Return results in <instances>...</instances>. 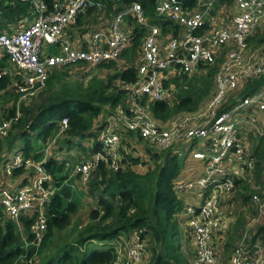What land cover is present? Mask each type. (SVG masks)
<instances>
[{
    "label": "built area",
    "instance_id": "1",
    "mask_svg": "<svg viewBox=\"0 0 264 264\" xmlns=\"http://www.w3.org/2000/svg\"><path fill=\"white\" fill-rule=\"evenodd\" d=\"M20 1L29 4L30 18L18 20L8 32L0 31V54L6 63H0V78L6 76L8 80L7 88L0 94H17L18 103L42 90L54 69L118 61L132 44L134 28L143 30L137 79L132 84H120L129 89L128 99L124 106L118 105L108 113L97 137L101 149L83 155L74 165V174L85 184L100 162H107L113 171L123 167V131L142 139L151 149L168 150L178 158L185 155L188 146L202 145V151L190 149L187 153L203 162L202 171L174 188L184 197L197 198L196 206L186 205L183 209L188 216V264H216L224 236V207L234 201L237 180L246 178L254 167L256 158L248 148V139L264 138V85L232 97L227 103L231 93L264 75V49L255 56L246 52L247 40L264 20V0H234L228 22L210 18L211 1L198 0L194 7L186 5V0H156L153 20L139 2H133L114 11L108 22L85 35L81 42L72 38L68 30L89 9L101 11L102 0ZM2 13L0 0V17ZM166 24H171L170 30H164ZM220 57L223 58L218 65L216 60ZM215 65V89L204 113L170 120L171 116L160 122L150 114L148 103L152 100L174 103L171 92L177 76L196 83ZM18 103L12 116L0 119V138L6 137L19 119ZM67 128L68 118L62 117L57 135L64 134ZM18 167L30 174L17 187L0 182V209L17 224L21 223V216L31 219V241L26 235L24 245L38 248L47 230V207L57 186L42 160L16 152L5 162L4 171L10 174ZM252 201L259 209L264 208V196L253 195ZM140 231L114 239L115 257L111 264H137L143 253V260L149 257ZM229 262L264 264V254L259 248L252 251L239 242Z\"/></svg>",
    "mask_w": 264,
    "mask_h": 264
},
{
    "label": "trees",
    "instance_id": "2",
    "mask_svg": "<svg viewBox=\"0 0 264 264\" xmlns=\"http://www.w3.org/2000/svg\"><path fill=\"white\" fill-rule=\"evenodd\" d=\"M44 1L50 3L51 0ZM103 1L106 2L107 10H110L107 15L113 10L118 11L124 5L139 2L145 14L152 20L154 19L155 0ZM196 2L197 0H186V5L195 6ZM113 4H116V7L111 9ZM14 6L23 10L28 7V3H16ZM81 17H78L79 24ZM132 34V44L122 54L123 58L126 57L127 59H125L130 61L129 66L123 68L115 66L117 68L113 70L112 62L99 65L112 70V73L107 75L106 82L101 78H93L86 87H76L71 91H66V95H62L61 92L60 95L53 92L47 93L52 81L63 74L60 68L54 69L47 80L46 87L42 92H39V101L30 105H22L19 119L13 123L8 135L0 139V149L5 146L6 150H10L18 141H21L18 145L20 150L17 152L24 157L39 161L42 159L44 145L43 143L39 144V140L46 142L53 138L58 130L59 120L62 117H67L68 128L61 140L63 147L66 146L68 149L75 146L81 147L83 155H86L87 152L94 153L100 150L101 145L97 137L104 123L98 122L97 118L107 105L114 108L128 98L130 91L127 88H122L121 83L132 84L137 79V69L131 60L133 51L138 45L140 37L143 36V30L135 27ZM1 64L6 65L5 62ZM213 72L214 70L207 73V76ZM7 83V77H1L0 90L7 88ZM263 83L264 76H261L256 84ZM10 94L13 93L4 92L0 95L7 98L6 95ZM142 103H145V98ZM195 105L191 97H182L173 104L159 100H152L148 103L150 112L154 118L160 121H166L182 110H192L196 108ZM5 111L7 112L3 116L7 118L14 114L15 109H5ZM1 140H5V142L1 144ZM82 141L92 142L91 147L87 148L81 143ZM6 153L1 161L2 165L0 164L2 174L5 173V162L11 157L7 151ZM150 153L153 164L149 165L142 173L136 172L132 166L144 162H141L139 157H134L131 151L122 149L123 167L116 171H108L104 162L98 164L95 177L90 180L88 188L92 194L96 190L98 191L96 203L100 209L91 211V224L77 237V247L72 248L69 245H64L56 252H52L50 258L48 257L41 264H108L115 257L112 244L114 239L121 235L129 237L133 232L140 230L141 237L148 239L146 247L151 258L147 264H188L183 251V237H181L175 218L182 209V203L174 193L172 182L181 168V162L176 154L168 150ZM255 154L257 161L255 159L254 165L258 169L260 165L264 164V138L259 140ZM62 162L50 157L46 162H43V166L58 179L57 175L62 169ZM21 169L20 167L15 168L13 175H16ZM29 174L30 172L26 173L25 178ZM61 192V190L56 192L48 204L47 230L40 246L41 249L48 246V239L56 229H61L70 222V213L75 206L67 203L68 200L61 196ZM252 193L253 191L247 183L240 185L238 196L242 202L246 203ZM20 222L27 233L28 240L31 241V236L28 235L31 219L21 216ZM242 224V221L238 220L234 229L237 230V226ZM15 225L16 223L9 219L4 224H0V262H4L3 264L6 262L10 264L12 257L20 252L29 255L34 250L33 246L26 250L20 248L21 242L15 232ZM259 233H264V225L257 228L253 241ZM91 243L94 245L89 248ZM74 250L77 256H73L72 259L71 254Z\"/></svg>",
    "mask_w": 264,
    "mask_h": 264
},
{
    "label": "rangeland",
    "instance_id": "3",
    "mask_svg": "<svg viewBox=\"0 0 264 264\" xmlns=\"http://www.w3.org/2000/svg\"><path fill=\"white\" fill-rule=\"evenodd\" d=\"M8 1L10 4L11 3L13 4L12 5L13 7L16 3L17 4L18 3H27V2H22L20 0H8ZM213 2L215 4L218 1L213 0ZM104 3L106 6L105 1H104ZM221 4L223 6V11L225 13L223 20L226 19L225 21L228 22L227 18L229 17V15L233 9L234 0H222ZM28 6H29V4H28ZM105 6L101 11H99L97 13L96 17H99L100 15H102V17H104L107 15V12H109L110 10H107V7H105ZM115 7H116V4H113L111 9H114ZM214 7H216V5H214ZM103 10H106V12H104ZM91 20H92V16H90L87 19V21H91ZM78 29L81 31L85 30L84 27H79ZM78 29H76L77 33H78ZM140 42H141V37L139 39L138 45L135 47V49L133 51L132 56L136 57L138 55ZM263 49H264V20H262L260 26L254 31L252 36L247 40L246 52H247V55L255 56V55H259ZM222 58L223 57H220L216 60V63L218 65L222 61ZM131 61H132V64L136 67V65H137L136 60H131ZM112 63H113V70L116 69L117 67H123L122 65L125 64V62H123L122 60H118V61H115ZM104 64H106V63H104ZM104 64H101V65H104ZM120 64H122V65H120ZM129 65L130 64L128 63V66ZM218 65L211 67L208 70V73L212 72L214 70L213 74H210V76L208 75L207 77L205 76L204 78H202L200 84L197 86H193V87L187 86L186 89H184L182 84L174 83L175 88H174V91L171 92V97L173 99V102L179 101L180 98H182V97H191V99L196 104L195 105L196 108H194L192 110H182L178 113H175L170 118V120L171 119H179V118L183 117L185 114H193V113H199V112L204 113V111L206 110L208 101L211 98L212 94L214 93V86H215L214 75L217 71ZM115 66H117V67H115ZM100 67L101 66H99V65L91 66V65L82 64V63L77 64V65H73V66L62 67L60 69H61V72H63V74H61L58 79L52 81L51 86L48 87L47 93L53 92L56 95H60V92H61L62 95H66L67 94L66 91H71L72 89H74L76 87H86L88 85L89 81L93 78H97V79L101 78V80L106 82L108 79L107 75L111 72L105 71L103 69V68L107 69V67H105V66H103L102 68H100ZM50 75H49V77H50ZM49 77H48V79H49ZM258 79L249 81L248 83L243 85V88L239 87L236 91L231 93L229 95L230 100L227 103H229L232 100L231 99L232 97L239 96V95H241V93H244L246 90L251 89L254 86H256L257 85L256 82ZM181 80L182 81L184 80L183 77L181 78ZM45 87H46V85H45ZM42 90H40V91L42 92ZM39 92L36 95H34L33 97H31L30 99H28L26 101H20L19 103H18V95L17 94L13 93L10 95H6L7 98L2 97L0 95V119L4 118L3 114L7 112V111H5V109L6 110L7 109L14 110L17 103H18L19 110H20L22 105H30L34 102H38L39 101ZM117 106L118 105H116V107ZM116 107L110 108L109 105H107V107H104V110H102L101 114L97 118V121L104 123L107 116H108L107 110H109L111 112ZM130 137H134V136L132 134H130L129 132H125V131L122 132L121 148L125 145V149L127 151L133 152L134 157H139L141 162H144V163H140V164H137L135 166H132L136 172L142 173V172L146 171V169L149 167V165L153 164L151 159H150V154H151L150 152L156 151V150L153 148L151 149L147 145L146 142L142 141V139H140V138L136 139L135 137L133 139H131ZM63 138H64V134H58L57 135V131H56L53 138L47 140L46 142L45 141L42 142L41 140H39V144H42V143L44 144L43 148H42L43 155H42V159H41L43 162H46L48 160V158L50 159V157L54 158L57 161H63L61 163L62 169L57 175L58 179H56L54 176L53 177H54L55 183L57 185L56 192L61 190L62 191L61 196H64L65 199L68 200L67 203H71L72 205L75 206L74 210L70 213V222L67 223L63 228L56 229L54 231V234L48 239V246L45 249H41V247H40L41 245H40L38 248L34 247L33 252L30 253L29 255H27V253H25V252H20L19 254L12 257L10 264H39L40 261H41L40 262V264H41L44 262V260H46L51 255L52 252H56L57 250H59L64 245H69L72 248L75 246L77 247V242H76L77 237L91 224V221H90L91 220V218H90L91 217V211L94 209H100V207L96 203V196L98 195V191L96 190L92 194L88 188V184L90 183V180L94 179V177H95V172L97 170V167L91 171V174L89 176L88 181L83 186H80L79 180H78L79 176L74 174V165L78 164L80 162V160L82 159L81 157L83 156V154H79V153H81L80 152L81 147L75 146V147H71L68 149L65 146V148H64L62 141H61ZM252 139L257 141L259 138L253 137ZM4 142H5V140H1V144H3ZM20 143H21V141H18L9 150V156H12L13 153L19 148L18 145ZM86 145H88V144H86ZM91 145H92V143L89 144V147ZM5 149H6L5 146L1 147V149H0V163L5 157L3 154ZM67 151H69V154L65 155ZM71 151H73V153H74L73 156L70 155ZM118 156H119V153H118ZM120 157L122 158L121 153H120ZM256 161H257V159H256ZM65 162L68 163V166L64 167ZM104 164L106 165V168L108 169V171H110L111 169L109 168V164L107 162H104ZM111 171H113V170H111ZM24 173H25V169H23V168L21 169V171H19L14 176H12L10 174L3 175L2 173H0V182H2L4 184L6 181L12 182L14 180L13 179L14 177H16V176L18 177L19 175L21 177V175H24ZM71 175L72 176L74 175V177H76L75 181H72L73 178L71 177ZM246 178H248L253 184L256 183V184L260 185V187L259 186L255 187V193H252L251 200H252L253 195L262 196L264 193L263 192V190H264V188H263L264 164L260 165V167L258 169L254 165V167L248 172V175L246 176ZM68 180H69V182H68ZM57 183H59V184H57ZM238 191H239V189H238V185H237V194H236L234 201H233L234 206L230 207V211H232V216H233V220L231 221V226H230L231 231H229L233 235V237L231 238V241H230L231 242V248L233 246L235 247L239 241L245 243L246 245H249L250 243L257 242L258 248L261 249V251L264 254V233L259 234L255 238V240L252 242V237H253L256 229L258 227H260L259 225H264V224H260V223H264V214H263L264 210L263 209L260 210L258 207H256L255 203H253L249 200L246 203L240 202V198L238 196ZM257 208L259 209V211L261 213H259V215L256 217V214L254 211H258ZM0 212H1L0 224H4V222L7 220V218L4 216L1 209H0ZM245 214L248 216L249 222L246 223L245 231H244V233H242L243 235L240 238L241 231L243 228L241 226H237V228H238L237 230L239 231V234L237 235V233L234 232L235 229H233V227L238 220L240 222L243 220V215L245 216ZM255 218H257V219L255 220ZM15 227H16L15 232L18 235L19 240L21 242L20 248L22 250L30 249L29 247L31 245L30 246L24 245V239L26 238L27 233H26L25 229L23 228L22 224L16 223ZM136 232H138V231H136ZM146 241H148V239L146 240V238H145V241L143 242L145 245H146ZM93 245L94 244L91 243L89 248H91ZM188 245H189V241L185 239L183 241V248L188 250L189 249ZM81 247H84V246H81ZM231 248L229 247L228 249H226L225 245L223 246L221 252H219V255L217 256V263L218 264H228L229 263V258L232 254V251H230ZM144 255L145 254L143 253L141 259L138 262H136L137 264H147L149 262V260L151 258L150 257L151 254H150L149 250H148V254L146 255L149 257H147V259H145V260H143ZM73 256H75V257L77 256L75 250L72 252L71 258ZM3 263L0 262V264H3ZM5 264H9V262H6ZM108 264H111V261Z\"/></svg>",
    "mask_w": 264,
    "mask_h": 264
},
{
    "label": "crops",
    "instance_id": "4",
    "mask_svg": "<svg viewBox=\"0 0 264 264\" xmlns=\"http://www.w3.org/2000/svg\"><path fill=\"white\" fill-rule=\"evenodd\" d=\"M103 1V0H102ZM198 1V0H197ZM201 1H203V2H205V1H211V2H213V0H201ZM216 1H218V2H216L215 4H214V2H213V4L214 5H216V7H214V5H212V9H211V11H210V18H214L215 20H218V21H221V19L222 18H224V15H225V13H224V11H223V6H222V4H221V1L222 0H216ZM104 2V1H103ZM1 9L3 10V13H2V15H1V17H0V31H10V29H11V27L14 25V24H17V22H18V20H22V19H27V18H30V16H31V14H30V7L28 6L26 9H23V10H19V9H17L15 6L13 7L12 5V3L10 4L9 3V1L8 0H1ZM196 4H197V2H196ZM104 6H105V3H103V8H104ZM106 7V6H105ZM194 7H196V5L194 6ZM104 12H106V10H103ZM115 10H113L112 12H110L108 15H106V16H104V17H102V15H100L99 17H96V15H97V13L99 12L98 10H94V9H89L86 13H84V14H82V15H80V16H82L81 17V23L79 24L78 23V21H77V24L74 26V28L73 29H69L68 30V32L70 33V35H71V37L72 38H74L75 40H78L79 42H81V39H83V37L85 36V35H89L93 30H95V29H97L100 25H102L104 22H108L110 19H111V17H112V15H113V12H114ZM89 12V13H88ZM90 16H92V20L91 21H87V19L90 17ZM212 16V17H211ZM209 18V19H210ZM97 20V21H96ZM170 26H171V24H166V25H164V30L166 31V30H170ZM79 27H84L85 28V30L84 31H81V30H79L78 28ZM76 29H78V33H77V30ZM129 48V47H128ZM127 50V49H126ZM138 56V55H137ZM135 57V56H133V59L132 60H136V63H138V57ZM119 60H122L123 62H125V64L124 65H122V64H120V65H122L123 67H125V66H127L128 65V63L130 62V61H128V60H126L125 58H123L122 57V55H121V57H120V59ZM3 62V58H2V56H1V54H0V63H2ZM123 67H118V68H123ZM100 68H102V67H100ZM57 69H59V68H57ZM105 71H110L111 73H112V70H110V69H106V68H103ZM207 74V73H206ZM202 75V76H200L199 77V79H196L197 81H196V83H192L191 82V80L190 81H188V82H186V77H184L183 75H180V76H177L178 78H176V79H174L173 80V82L174 83H180V84H182L183 85V88L184 89H186V87L187 86H197V85H199V82H200V80L202 79V77H207V75ZM198 76V75H197ZM264 76V75H263ZM183 77V81L181 80V78ZM264 85V83L263 84H260V85H256V86H254L253 88H255V87H257V86H263ZM184 86H186V87H184ZM253 88H251V89H248V90H246L245 92H249V91H251V90H253ZM214 89H215V86H214ZM128 99V98H127ZM126 100V99H125ZM125 100L123 101V103L122 104H119V105H122V106H124L125 105ZM144 104V103H143ZM16 107V106H15ZM148 111L150 112V110H149V108H148ZM107 112L109 113L110 111L109 110H107ZM107 113V114H108ZM150 114H151V112H150ZM156 119V118H155ZM158 122H160V120H158V119H156ZM131 139H133L134 137H130ZM0 139H2V138H0ZM251 139V140H250ZM261 138H259L257 141H255L254 139H252V138H249L248 139V148H249V150L254 154V155H256L255 154V152H256V150H257V147H258V144H259V140H260ZM83 145H85L87 148H90L89 147V144L90 143H92V142H88V141H82L81 142ZM86 144H88V145H86ZM19 147V146H18ZM190 149H192V151L193 152H196V151H202L203 149H204V147L202 146V145H193V146H188V148H187V151L185 152V155H183V157L182 158H178L179 160H180V162H181V168H180V170H179V172H178V174H177V176L173 179V189H174V193H175V195H176V197L178 198V196H179V200L181 201V203H182V209L176 214V216H175V218H176V222H177V225H178V228H179V231H180V233H181V237H183V239H182V243H183V241L186 239V230H187V225H186V221H187V215L184 213V207L186 206V205H188V206H196V204H197V198L196 197H194V195H192V196H186V197H184L183 195H180L179 193H177L176 191V189L174 188L177 184H180V183H182V182H184V181H187V180H189V179H193V178H196V177H198V175L200 174V172L202 171V169H203V167H204V164H203V162L201 161V160H199V159H196V158H193L192 157V155L191 154H187L188 153V151H190ZM20 149L18 148L13 154H15L17 151H19ZM122 150H124V151H127L126 149H125V146L122 148ZM6 151L8 152V154H9V150H4V152H3V154L5 155V154H7L6 153ZM80 152H81V148H80ZM133 153V152H132ZM69 154V151H67L66 152V154L65 155H68ZM73 151H71L70 152V155L71 156H73ZM79 154H83V152H81V153H79ZM1 164V163H0ZM2 165V164H1ZM0 173H2L1 171H0ZM26 173H27V171H25V173H24V175H21V177H20V175L17 177H14L13 179V181L12 182H9V181H6L5 182V185H7V186H9V187H17L18 185H20L22 182H24L25 181V177H26ZM6 173H4L3 175H5ZM10 175H12V176H14L13 175V172L10 174ZM71 177L73 178L72 179V181H75L76 180V177H74V175L72 176L71 175ZM78 180H79V178H78ZM4 181V180H3ZM68 182H69V180H68ZM242 183H247L248 185H249V188L253 191V193H255V187H257V186H259L260 187V185L259 184H256V183H252L248 178H240V179H238L237 180V184H238V189L240 188L239 186L242 184ZM4 184V183H3ZM79 185L80 186H83L84 184H82L81 182H80V180H79ZM57 186V185H56ZM263 188H264V181H263ZM263 192H264V190H263ZM237 193V192H236ZM257 193V192H256ZM262 196H264V193H263V195ZM249 201H251V202H253L252 200H251V197H250V199H249ZM240 202H242L241 201V199H240ZM243 203H245V202H243ZM254 203V202H253ZM231 206H234V204H233V202H232V204H230L229 206H227V207H224V209H225V212H226V215H225V219H224V222H223V227H224V236H223V242L221 243V245H220V247H219V249H218V255H219V252H221V250H222V248H223V246L225 245V247H226V249H228L229 247L231 248V238L233 237V235L231 234V232H229V231H231V228H230V226H231V221L233 220V216H232V211H230V207ZM256 207H258L257 205H256ZM259 208V207H258ZM257 208V210L258 211H254L255 212V214H256V217L259 215V213H261L260 211H259V209ZM261 210V209H260ZM263 210H264V208H263ZM264 214V213H263ZM257 218H255V220H256ZM249 222V220H248V216L245 214V216L243 215V220H242V225H239V226H241L243 229H242V231H241V236H240V238L242 237V233H244V231H245V227H246V223H248ZM236 224V223H235ZM260 224H264V223H260ZM259 226H263V225H259ZM233 229H234V227H233ZM238 231V230H237ZM236 230H234V232H236L237 233V235L239 234V231L237 232ZM256 232H257V229H256V231H255V233H254V235L256 234ZM259 234H261V233H259ZM259 234H257L256 236H255V238L259 235ZM236 235V234H235ZM236 235V236H237ZM254 235H253V237H254ZM253 237H252V239H253ZM239 238V239H240ZM238 239V240H239ZM237 240V241H238ZM255 240V239H254ZM236 241V242H237ZM235 242V243H236ZM240 242V241H239ZM238 242V243H239ZM252 242H253V240H252ZM237 244V243H236ZM235 245V244H234ZM247 246H250L251 247V249H252V251H254V250H256V249H258V246H257V242H255V243H250L249 245H247ZM235 247L233 246L232 248H231V250L230 251H233V249H234ZM261 250V249H260ZM183 251H184V253H185V249L183 248ZM185 255V254H184ZM185 257H186V260H187V262H188V256H186L185 255ZM230 259V258H229ZM216 264H218L217 262H216ZM228 264H230V262L228 263Z\"/></svg>",
    "mask_w": 264,
    "mask_h": 264
}]
</instances>
